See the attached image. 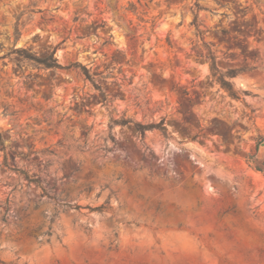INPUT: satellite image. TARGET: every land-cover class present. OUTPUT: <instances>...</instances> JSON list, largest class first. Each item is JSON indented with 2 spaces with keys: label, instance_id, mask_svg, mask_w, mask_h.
I'll list each match as a JSON object with an SVG mask.
<instances>
[{
  "label": "rangeland",
  "instance_id": "1",
  "mask_svg": "<svg viewBox=\"0 0 264 264\" xmlns=\"http://www.w3.org/2000/svg\"><path fill=\"white\" fill-rule=\"evenodd\" d=\"M222 2L0 0V264H264V0Z\"/></svg>",
  "mask_w": 264,
  "mask_h": 264
},
{
  "label": "trees",
  "instance_id": "2",
  "mask_svg": "<svg viewBox=\"0 0 264 264\" xmlns=\"http://www.w3.org/2000/svg\"><path fill=\"white\" fill-rule=\"evenodd\" d=\"M214 1H216L220 7L225 6V4H223V2H222L223 0H214ZM233 3L235 5L237 4V2H235V1ZM201 10H202V7L196 3L195 9H194V21H193L192 25L195 26V28H196V37L202 41L203 45L206 47V49L208 51L205 58L208 60V62L210 64L211 76L214 80H216L218 82V84L221 86V88L224 89L228 93V95L230 97H232L234 99H239L240 98L239 93H238V91L235 90L234 84L231 82V80L240 74L247 73V72H253L257 69V67L250 65V64H245L241 67L228 69L225 72H222L219 69L218 58L212 50V45L210 43L204 42L203 37H204L205 33L200 30V24H199L200 20H199V14L198 13ZM248 11H251V9L247 7L246 13ZM221 34L224 36V38H223V40H224L227 33L222 32ZM223 43H225V40ZM228 51H229V49H228ZM13 53L17 54L20 58L19 59V65L27 64V65L33 66L37 69H44V70H57V69H67V70L77 69V70H80L81 73L84 75V77L93 84L95 89L101 92L103 103L107 102V96L102 91L101 87L96 83L92 74H90V70L85 65H82L81 63L76 62L70 66L63 67L62 65H60L58 63V60L55 58V50H53L51 53H48L44 57L33 55V54L29 53L28 50H26L24 48H15L13 50ZM246 62H247V59H245V63ZM245 94L247 95V93H245ZM112 124L113 125H121V126L133 124L136 131L138 133H140L143 137L145 136L147 131H154V130L160 131L165 137L168 136V132H167V129L164 125L163 120L160 121L159 123L142 124V123L134 122L133 120H130V119L121 118L119 120L113 121ZM111 139H112V141H114L113 136H111ZM1 142H3V139H2V133L0 132V143ZM256 150H257V152L259 151L258 146H257ZM256 157H257V154L255 156L251 157L250 162L255 164L256 163ZM254 169L256 171L264 174V160L260 164H255ZM23 174L25 176V179L29 183H35L38 187H40V189L42 191V195L44 197H50V191L48 190V188L44 187L38 179L33 178L26 173H23ZM5 205L8 206V201L5 203ZM6 214L8 215V209L6 211ZM6 219L7 218L5 216L4 221Z\"/></svg>",
  "mask_w": 264,
  "mask_h": 264
},
{
  "label": "water",
  "instance_id": "3",
  "mask_svg": "<svg viewBox=\"0 0 264 264\" xmlns=\"http://www.w3.org/2000/svg\"><path fill=\"white\" fill-rule=\"evenodd\" d=\"M261 147H262V148H264V142H263V143H261Z\"/></svg>",
  "mask_w": 264,
  "mask_h": 264
},
{
  "label": "bare ground",
  "instance_id": "4",
  "mask_svg": "<svg viewBox=\"0 0 264 264\" xmlns=\"http://www.w3.org/2000/svg\"><path fill=\"white\" fill-rule=\"evenodd\" d=\"M183 237H184V236H183ZM170 238H171V237H170ZM170 238H169V239H170ZM178 239H179V238H178ZM182 239H183V238H182ZM185 241H187V239H186ZM179 243H180V242H179ZM183 243H184V242H183Z\"/></svg>",
  "mask_w": 264,
  "mask_h": 264
}]
</instances>
